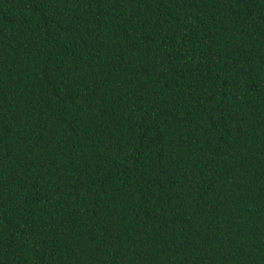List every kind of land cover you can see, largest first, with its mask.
<instances>
[{
  "label": "trees",
  "instance_id": "trees-1",
  "mask_svg": "<svg viewBox=\"0 0 264 264\" xmlns=\"http://www.w3.org/2000/svg\"><path fill=\"white\" fill-rule=\"evenodd\" d=\"M0 264H264V0H0Z\"/></svg>",
  "mask_w": 264,
  "mask_h": 264
}]
</instances>
